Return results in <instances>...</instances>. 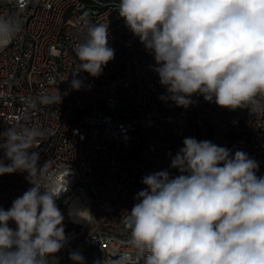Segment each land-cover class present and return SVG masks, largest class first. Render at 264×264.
Instances as JSON below:
<instances>
[{
	"label": "clouds",
	"instance_id": "9594fccd",
	"mask_svg": "<svg viewBox=\"0 0 264 264\" xmlns=\"http://www.w3.org/2000/svg\"><path fill=\"white\" fill-rule=\"evenodd\" d=\"M128 29L154 54L160 83L178 106L202 95L222 107L248 108L264 116V0H119ZM86 39L78 43L73 76L95 77L114 58L108 24L84 20ZM23 31L19 15L0 14V50ZM71 87L79 90L81 81ZM42 94L30 101L61 102ZM45 132L11 126L0 131V175L27 172L32 185L5 210L0 208V264H58L65 245L64 215L57 200L64 191L41 180L48 167L33 149ZM168 170L142 178L125 217L134 256L114 264H264V177L247 153L209 140L186 137ZM79 215V213H77ZM13 222L16 227L9 226ZM73 264L84 257L71 251Z\"/></svg>",
	"mask_w": 264,
	"mask_h": 264
},
{
	"label": "built area",
	"instance_id": "2783aa9c",
	"mask_svg": "<svg viewBox=\"0 0 264 264\" xmlns=\"http://www.w3.org/2000/svg\"><path fill=\"white\" fill-rule=\"evenodd\" d=\"M119 0H0V14L19 15L23 31L0 50V131L11 126L45 132L33 150L64 193L57 205L64 215L66 242L55 254L58 264H114L134 256L125 217L142 178L168 170L186 137L209 140L234 154L254 159L264 177V116L248 108L231 110L202 95L178 106L160 83L154 54L147 51L119 16ZM108 24L114 58L98 76L76 68L74 47L86 39L84 20ZM81 81L79 90L71 87ZM61 94V102L30 101ZM0 159L10 163L0 151ZM27 172L0 175V208L5 210L32 185ZM76 213L84 215L78 220ZM9 226L15 228L13 222ZM143 264V261H140Z\"/></svg>",
	"mask_w": 264,
	"mask_h": 264
},
{
	"label": "bare ground",
	"instance_id": "6f19581e",
	"mask_svg": "<svg viewBox=\"0 0 264 264\" xmlns=\"http://www.w3.org/2000/svg\"><path fill=\"white\" fill-rule=\"evenodd\" d=\"M75 217H76L78 220H83L84 215H83L82 213H79V215L76 213Z\"/></svg>",
	"mask_w": 264,
	"mask_h": 264
}]
</instances>
